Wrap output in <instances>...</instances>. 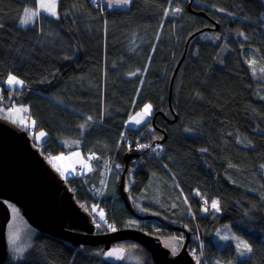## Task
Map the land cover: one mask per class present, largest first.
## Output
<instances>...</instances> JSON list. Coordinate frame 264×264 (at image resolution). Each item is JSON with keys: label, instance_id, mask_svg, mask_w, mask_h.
I'll return each mask as SVG.
<instances>
[{"label": "trees", "instance_id": "1", "mask_svg": "<svg viewBox=\"0 0 264 264\" xmlns=\"http://www.w3.org/2000/svg\"><path fill=\"white\" fill-rule=\"evenodd\" d=\"M31 8L36 0H0V102L26 109L33 143L30 131L47 133L34 143L45 158L73 149L98 154L94 175L65 180L85 209L103 207L106 222L95 217L99 231L147 228L183 243V232L133 216L115 197L118 186L106 195L91 188L101 165L111 168L108 184L113 173L120 179L114 167L127 151L121 133L138 130L158 159L140 151L129 163L132 195L158 175L164 209L145 207L189 229L190 253L199 239L196 255L203 253L205 264H264V0H132L127 9L108 8L105 0H57L55 16L39 12L22 25ZM204 31L218 41L201 38ZM188 39L169 104L170 78ZM252 55L260 68L251 67ZM9 76L23 83L7 86ZM147 102L152 130L127 127ZM224 224L246 241V257L236 259L232 242L214 240ZM30 229V246L16 259L8 252L2 264H110L99 246L74 247ZM122 244L137 246L142 264H154L145 248Z\"/></svg>", "mask_w": 264, "mask_h": 264}, {"label": "water", "instance_id": "2", "mask_svg": "<svg viewBox=\"0 0 264 264\" xmlns=\"http://www.w3.org/2000/svg\"><path fill=\"white\" fill-rule=\"evenodd\" d=\"M188 43L189 39L170 78L169 104L174 77L185 58ZM137 156L135 149H128L123 155V169L118 183L120 198L133 216L152 219L166 228L183 232V243L175 253L163 244L160 236L140 228L124 227L106 233L99 232L94 218L78 203L65 179L41 154L39 147L33 144L26 130L0 117V264L8 256V203L19 209L29 225L46 235L80 245L81 248L100 246L102 260L110 264H120L124 259L127 249L122 244L124 241L145 248L154 264H198L188 251L189 229L157 214L140 213L134 208L126 172L131 160Z\"/></svg>", "mask_w": 264, "mask_h": 264}, {"label": "rangeland", "instance_id": "3", "mask_svg": "<svg viewBox=\"0 0 264 264\" xmlns=\"http://www.w3.org/2000/svg\"><path fill=\"white\" fill-rule=\"evenodd\" d=\"M131 1L132 0H127V3H125V0H105V3L107 5V7L111 8V9H113V8L127 9L130 6ZM41 3L48 4V5H51L54 3L55 4V12H56L57 0H36V8H31V9H27V10H29V12H37V11L44 12V13L50 15L47 11H44L42 8H40ZM25 15H26V13H24V15L22 16L21 21L25 18ZM50 16H55V15H50ZM35 17L36 16H33L32 19L30 20V22L27 24L32 23V21L34 20ZM27 24H24V25H27ZM22 25H23V23H22ZM212 34H215V33L209 32V31H204V32L200 33V37L204 38V39H209V40L214 41V42H217L218 41V35H212ZM226 49H228L227 46L223 45V51H225ZM225 54H227V53H225ZM249 62L251 64L252 68H255V67L260 68L262 66V64H260L256 61V57L254 55L251 56V58L249 59ZM1 91H2V87L0 85V94H1ZM145 105H151L152 106V104L150 102L145 103L142 106V108L140 109V111H138V113L136 112L137 115H135L134 117L132 116L128 122H132L134 120L133 118H140L139 116L143 114V109H144ZM152 111H153V107L151 109V113H152ZM138 114H140V115H138ZM150 116L144 118L142 121L146 122L150 118ZM0 117L22 127L23 129L30 130V128H32L34 126L33 119L28 115V113L26 112V109H24V107H22V106H15V107L0 106ZM21 121H23L24 123H21ZM148 121H150V120H148ZM133 123L135 124V121ZM139 127H141V126H139ZM139 127H137V128H139ZM30 133L33 136L34 143H36L37 145H40V143L44 139H46V137H47V133L43 130H39V131H35V132L30 131ZM40 133H44V135L40 136ZM38 137H39V139H37ZM76 153H79V155H75ZM47 159L54 169H56L61 175L63 173V175H62L63 178L76 176V178L80 179V172L76 171V167H78V166H81L83 174L87 175V176H84V178L89 177L88 173L90 172L91 164H89V163L83 164V155L79 149H73V150H70L68 152L56 153V154L48 156ZM133 159H135V158H133ZM107 161H108V159H106V162ZM104 167H105V165L104 166L101 165L100 170H98V173H97L98 178H99L98 179V181H99L98 185L100 187L99 188L100 191L103 189V185L106 182L107 172L111 171L110 167H108L109 171L103 170ZM133 170H134V168H133V166H131L127 171V175L129 178V184L130 185L133 184V180H132ZM76 172H77V174H76ZM262 172L264 175V168L262 169ZM113 175H115V176L111 175V177H110L111 183L109 181V184H107V186H106V190H105L106 194H108L109 190L111 191L112 189H115L118 186V181H119L118 176H116L115 173H113ZM126 179H127V177H126ZM158 187H159V176L153 173L149 177V180L147 181L146 185L141 190L139 197L136 198V196H133L131 191H130L131 202H132L134 208L138 212H143L144 210H146V209H142V208H144L145 205L150 204L152 202L157 203V205L153 203L154 205H156L160 208H163L160 205L162 202V195L163 194L159 191ZM87 190H88V188H87ZM171 190H172V185L171 184L166 185V192H169ZM149 201H151V202H149ZM135 202H137V203H135ZM211 206H212V204H211ZM9 208H10V219L6 225V242H7L8 252L14 257V259H16V258L20 257L26 251V249L30 246V240H31L33 233H31L32 232L30 229L31 225H29L28 222L24 219V217L21 215L19 209L11 203L9 204ZM89 209L91 210L92 214L95 217H98V215L101 212L105 216V211L103 209H100L98 204L92 203L90 205ZM214 210H216V209H214ZM146 211L151 212L150 210H146ZM203 211H205V207H203ZM160 215L161 214H159V216ZM190 216L193 220V215L190 214ZM224 237H228V239H224ZM161 240H162L163 244L165 246H167L173 253L177 252L182 245V243L180 242L181 239L178 240L174 235L163 236V237H161ZM214 240L221 245H223L227 242H232L234 244V247H235L236 259H242V258L246 257L249 253V250H250L248 244L246 243V241L244 239L237 237L235 234H233L231 232L228 224L221 225L220 227L217 228V230L214 234ZM245 244L247 245V247L244 246ZM190 254L198 264H204V262H205L204 257L197 256L193 252H191ZM120 264H142V258L140 256L139 248L135 245L128 246V248L126 249L125 257L121 261Z\"/></svg>", "mask_w": 264, "mask_h": 264}, {"label": "built area", "instance_id": "4", "mask_svg": "<svg viewBox=\"0 0 264 264\" xmlns=\"http://www.w3.org/2000/svg\"><path fill=\"white\" fill-rule=\"evenodd\" d=\"M91 1V0H90ZM94 1H92L93 3ZM95 5H99V2H94ZM143 130H147L150 131L151 127L148 125H145L143 127ZM144 134L142 131H133L131 133H126V132H122L121 136H120V142H123L127 147L129 148H134L135 150H139V151H144L147 152L150 156H152L155 159H158V157L154 154V151L152 149V143L150 141H146L143 139ZM141 145H145L146 147H141ZM162 153V152H161ZM99 158L98 154L88 150L85 152L84 154V164L91 162V161H96ZM81 167H78L76 169L77 172L81 173ZM114 170L118 173L121 171V166L120 165H116L114 167ZM108 178H109V173L107 172V178H106V182L103 185V189L102 191L104 192L107 186V182H108ZM93 189V191H98L99 190V186L96 185H92L91 187ZM118 196V193L115 194V197ZM202 202H206V199H202ZM197 249H200V242L198 239V243L197 245L193 246L191 248L192 252H195ZM200 257H203L202 255H199ZM205 264V262H204Z\"/></svg>", "mask_w": 264, "mask_h": 264}, {"label": "snow or ice", "instance_id": "5", "mask_svg": "<svg viewBox=\"0 0 264 264\" xmlns=\"http://www.w3.org/2000/svg\"><path fill=\"white\" fill-rule=\"evenodd\" d=\"M125 3H127V0H125ZM40 8H42L44 11H47L50 15H56L55 4L54 3L51 4V5L41 3L40 4ZM25 13H26L25 18L21 21V23H23V24L29 23L33 16H36V15L40 14L39 11H37V12H29V10H27V9L25 10ZM7 83L12 85V84H22L23 82L19 81L15 76H9ZM151 109H152L151 105H145V107L143 109V114L142 115L138 114V115H140V119L133 118L135 123L139 124V123H141V121L144 118L150 116L151 115ZM21 123H24V122L21 121ZM43 135H44V133H40V136H43ZM37 139H39V137ZM141 147H146V146L145 145H141ZM75 155H79V153H76ZM62 175H63V173H62ZM212 208L216 209L217 211L219 210L218 203L216 201L212 202ZM205 211H207V209H205ZM96 218L98 220H100L101 222H103L104 221L103 213L101 212L98 215V217H96ZM96 226L99 227L100 225L97 224ZM108 227L112 228V230H115L112 227V225H108ZM224 239H228V237H224ZM244 246L247 247L246 244ZM109 255H111V253H109Z\"/></svg>", "mask_w": 264, "mask_h": 264}, {"label": "clouds", "instance_id": "6", "mask_svg": "<svg viewBox=\"0 0 264 264\" xmlns=\"http://www.w3.org/2000/svg\"><path fill=\"white\" fill-rule=\"evenodd\" d=\"M100 2L101 3H103V0H100ZM5 85H7V86H12V85H14V84H12V85H10V84H8L7 82H5L4 83ZM10 104V102H8V103H5L4 101H1L0 102V105L1 106H4V107H8V105ZM13 107V106H12ZM2 118V117H1ZM151 121L148 123V124H145V125H148V126H150L151 127V130H152V126H151ZM143 126V125H142ZM20 127V126H19ZM22 128V127H21ZM25 130V129H24ZM34 144V143H33ZM34 145H36V144H34ZM37 146V145H36ZM128 149H134V148H129V147H127V150ZM137 152H140L139 150H136ZM86 152V151H85ZM85 152H83L82 153V155H83V164H84V154H85ZM141 152H144V151H141ZM47 159V158H46ZM48 160V159H47ZM93 161H91V162H88L89 164H91ZM95 162V161H94ZM88 163H85V164H88ZM121 166V171L120 172H122V169H123V165H120ZM78 167H81V166H78ZM78 167H76V169L78 168ZM81 169H82V167H81ZM76 174H77V172H76ZM75 174V175H76ZM119 174H121V173H119ZM82 175H84L83 174V171L81 170V173H80V176H82ZM84 176H86V175H84ZM83 176V177H84ZM65 179V178H64ZM66 181V180H65ZM107 184H108V182H107ZM93 185H96V186H99L98 185V183L97 184H93ZM69 186V185H68ZM92 187V186H91ZM70 188V187H69ZM100 188V187H99ZM71 189V188H70ZM106 190V189H105ZM100 190H98V191H95V192H99ZM100 192H102V193H104L105 195H106V193H105V191L103 192L102 190L100 191ZM118 195H119V191H118ZM120 196V195H119ZM108 196H101V200L104 198V201H105V198H107ZM122 201V200H121ZM122 204H123V202H122ZM124 206V205H123ZM101 209H103V207L101 208ZM87 210V209H86ZM104 210V209H103ZM90 214L92 213L91 211H89V210H87ZM144 212H147V211H144ZM140 213H142V212H140ZM148 213H151V212H148ZM94 218V222L96 223V224H99L98 223V220L95 218V217H93ZM104 222H106V219L104 218ZM99 248H101V247H99ZM127 248V247H126ZM101 250V249H100Z\"/></svg>", "mask_w": 264, "mask_h": 264}, {"label": "crops", "instance_id": "7", "mask_svg": "<svg viewBox=\"0 0 264 264\" xmlns=\"http://www.w3.org/2000/svg\"><path fill=\"white\" fill-rule=\"evenodd\" d=\"M138 111H140V109L138 110ZM138 111H136L137 113H138ZM133 113L129 118H128V120H127V122H126V126L127 127H129V128H137V127H139V126H142V125H144V124H146L147 122H148V120H150V118L145 122V121H141V123H139V124H137V123H133L134 122V120L132 121V122H128L130 119H131V117L133 116H135V115H137V113ZM140 117V116H139ZM136 119H140V118H136ZM133 160V159H132ZM131 160V161H132ZM264 168V166L262 167V169ZM89 174V176H92V175H94V171L92 170V167H90V172L88 173ZM98 183H99V181H98ZM119 183V182H118ZM130 185V184H129ZM129 195H130V190H129ZM131 199V198H130ZM142 209H146V207H144V208H142ZM147 210V209H146ZM146 210H144V211H146ZM143 211V212H144ZM148 212V211H147ZM168 236H172V235H168ZM125 242V241H124ZM128 248V247H127Z\"/></svg>", "mask_w": 264, "mask_h": 264}, {"label": "bare ground", "instance_id": "8", "mask_svg": "<svg viewBox=\"0 0 264 264\" xmlns=\"http://www.w3.org/2000/svg\"><path fill=\"white\" fill-rule=\"evenodd\" d=\"M88 3H90L91 4V1L90 0H88ZM175 236V235H174ZM176 237V236H175ZM62 240V239H61ZM65 242H68L69 244H71L72 246H74V247H80V245H78V246H76V245H74V244H72L71 242H69V241H66V240H64ZM199 251L198 250H196L195 252H193V253H195V254H197ZM202 255V254H201Z\"/></svg>", "mask_w": 264, "mask_h": 264}, {"label": "flooded vegetation", "instance_id": "9", "mask_svg": "<svg viewBox=\"0 0 264 264\" xmlns=\"http://www.w3.org/2000/svg\"><path fill=\"white\" fill-rule=\"evenodd\" d=\"M155 214V213H154ZM158 215V214H157ZM142 229V228H141ZM155 228H153V230H154ZM143 230H146V231H148V229L147 228H144ZM100 232V231H99ZM154 232V231H153ZM157 232H159V231H157Z\"/></svg>", "mask_w": 264, "mask_h": 264}]
</instances>
